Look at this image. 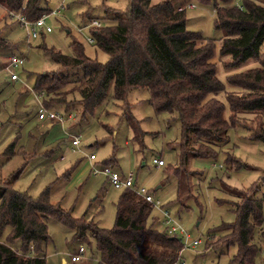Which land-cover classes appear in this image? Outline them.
<instances>
[{"label":"trees","instance_id":"trees-1","mask_svg":"<svg viewBox=\"0 0 264 264\" xmlns=\"http://www.w3.org/2000/svg\"><path fill=\"white\" fill-rule=\"evenodd\" d=\"M126 1L124 10L105 5V16L98 18L101 24L89 27L93 39L89 43L107 55L106 61L87 56L75 38L69 42L71 54L43 46L44 54L57 67L37 73L33 89L42 92L45 107L62 105L67 112L68 104L75 102L84 115L113 84V98L122 102V114L136 140L143 132L125 96L130 88L147 89L154 109L175 113L180 123L178 161L169 171L177 179L176 199L185 205L193 196L190 180L198 174L188 166L190 157H214L217 147L228 141L229 127L235 125L249 130L251 139L264 142V0H198L213 6L214 28L221 32L219 60L229 72L228 90L217 78L211 61L215 40L186 28L185 10H177L184 2ZM0 5L28 20L51 10L47 0H0ZM82 18L94 17L84 12ZM4 44L5 39L0 37V46ZM249 60L258 65L235 71ZM220 91H224L230 110L228 118L223 102L217 98ZM73 92L78 96L67 99ZM249 114L253 115V125L241 122ZM227 160L231 165H242L230 154ZM17 176L10 175L0 184V236L6 226L10 227L8 239L0 240V264H45V256L31 250L49 240V216L69 227L75 238L89 233L96 243L97 264H168L177 259L180 241L166 233L160 225L161 217L148 222L153 207L133 190L123 188L115 202L113 226L106 228L73 218L58 204H51L48 189L36 198L14 189ZM221 189L236 197L230 202L236 218L217 228L223 231L218 238L214 231L209 232L207 245H235L228 264H257L264 241V198L255 196L256 183L237 188L222 182ZM255 226L257 241L252 239ZM15 240L20 241L19 247L12 245Z\"/></svg>","mask_w":264,"mask_h":264},{"label":"rangeland","instance_id":"rangeland-1","mask_svg":"<svg viewBox=\"0 0 264 264\" xmlns=\"http://www.w3.org/2000/svg\"><path fill=\"white\" fill-rule=\"evenodd\" d=\"M59 1L47 0V5L52 10ZM157 1L160 0H151L152 3ZM175 1L195 4V7L185 9L186 28L214 38L211 61L217 78L228 90L226 75L229 72L219 60L221 32L214 28L213 6L198 0ZM105 5L124 10L127 1L65 0L63 8L46 16L50 31L39 30L36 37L28 39L27 30L18 18L0 5V37L5 39V44L0 46V184L2 179L17 174L12 185L14 189L33 198L48 189L49 202L58 204L73 218L110 228L115 218V202L123 188H113L103 173L92 174L91 166L105 162L119 172L132 171L136 185L150 189L154 199L169 209L191 237H200L201 242L197 246L181 251L180 257L185 264H228L236 250L235 245L228 248L210 246L206 238L211 231L215 232V239L218 238L223 231H217V228L222 223L234 222L236 218L230 202L237 199L221 189L222 182L237 188H247L256 183L255 196L264 198V142L251 139L249 130L240 125L231 126L228 141L217 147L214 157L189 158V168L198 174L190 180L193 196L181 205L176 199L177 179L169 171L178 161L180 123L175 113L154 109L147 89L130 88L125 96L130 113L143 132L137 140L122 114V102L113 98V84L102 100L84 115L79 104L70 102L67 112H71L72 117L64 116L62 123L37 118V112L44 104L42 97L37 96L33 89L35 75L57 67L44 54L43 46L71 54L69 42L75 38L82 43L87 56L106 61L107 55L87 41L89 27L78 30L89 21L82 18L84 12L94 18L104 17ZM11 54L24 57L22 65L15 69L18 74L16 81H10L8 73L3 70L4 60ZM256 65V61L249 60L235 71ZM77 96L76 92L69 93L67 99ZM217 98L223 102L224 116L228 118L230 110L224 91H220ZM51 108L64 112L62 105ZM245 116L241 122L253 125L250 120L253 115ZM73 137H77L79 143L72 150ZM90 153L95 155L94 160H89ZM229 154L242 165H231L227 160ZM154 157L162 159L163 165L152 163ZM160 217L158 209L153 207L148 222ZM46 222L49 240L41 243L38 249L32 247L31 253L44 255L45 264L98 263L96 243L89 233L83 238H75L73 231L57 218L49 216ZM9 234L10 227L6 226L0 240L6 241ZM252 235L253 241H257V226L253 228ZM19 244L18 240L12 243L14 247H19ZM80 245L84 248L83 259L71 261L70 254ZM263 258L264 241L256 257L257 264H261Z\"/></svg>","mask_w":264,"mask_h":264},{"label":"built area","instance_id":"built-area-1","mask_svg":"<svg viewBox=\"0 0 264 264\" xmlns=\"http://www.w3.org/2000/svg\"><path fill=\"white\" fill-rule=\"evenodd\" d=\"M64 1L60 0L54 9L50 10L49 13L42 14L41 16L37 17L33 20H28L23 16H20L18 14H14L13 12H10L14 14L21 25H23L27 30V39L29 37H36L38 35L39 30L44 31H50V27L46 25L45 19L46 16L53 12H58L61 8L64 7ZM195 7V4L192 2H184L182 4H179L177 6V10H185L189 8ZM101 24V21L98 18H92L88 21L87 24H84L83 27L78 28V30H81L84 27H90V26H98ZM87 41L92 43L93 39L91 36L87 37ZM24 60L23 56L11 54L6 57L3 63V70L8 73V77L10 81H16L18 79V74L15 71V69L22 65ZM37 96H42V92L37 93ZM64 116L66 118L72 117L71 112H60L56 109L47 108L45 106H42L38 112H37V118L40 120H46L49 122L58 121L62 123L64 121ZM79 143V140L77 137H73L71 139V145L72 150L75 146H77ZM89 160H94L95 155L93 153H90L88 155ZM152 163H154L157 166L163 165V161L160 158H152ZM90 172L92 174L97 173H103L106 176V179L108 183L116 189L119 188H129L133 190L136 194H138L140 197H142L144 200L149 202L152 207H155L158 209L161 215V221L160 225L165 229L166 233L170 237L177 238L181 243V248L178 252V257L176 260L168 263V264H185L184 260L181 259L180 253L183 249L186 248H193L197 246L201 239L200 237H191L190 233L182 226V224L171 214L168 208H166L163 205L159 204V201L157 199H154L152 191L150 189H147L143 186H138L135 184V175L132 171H128L126 173H121L118 170H115L111 165L109 164H102L100 166L92 165ZM83 252L84 248L82 245H80L74 252L70 254V260L71 261H79L83 259Z\"/></svg>","mask_w":264,"mask_h":264},{"label":"crops","instance_id":"crops-1","mask_svg":"<svg viewBox=\"0 0 264 264\" xmlns=\"http://www.w3.org/2000/svg\"><path fill=\"white\" fill-rule=\"evenodd\" d=\"M121 172V171H120ZM121 173H123V172H121Z\"/></svg>","mask_w":264,"mask_h":264}]
</instances>
